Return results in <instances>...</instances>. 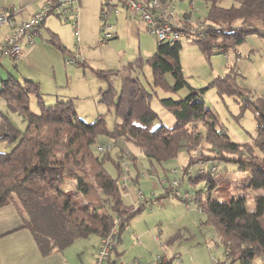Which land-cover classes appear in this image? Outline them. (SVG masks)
Segmentation results:
<instances>
[{
	"label": "trees",
	"instance_id": "trees-1",
	"mask_svg": "<svg viewBox=\"0 0 264 264\" xmlns=\"http://www.w3.org/2000/svg\"><path fill=\"white\" fill-rule=\"evenodd\" d=\"M161 1L174 10L170 0ZM201 1L206 4V15L192 20L185 12L178 17L177 25L181 36L196 43L206 59L215 49L235 51L249 35L264 36V0H237L228 7L220 4L223 0ZM179 38L157 39L155 51L145 60L137 56L119 69H92L107 83L99 91V100L122 118L112 127L104 115L85 122L77 116L70 99L45 105L35 81H22L12 74L1 79L0 96L26 126L19 130L0 112V140L14 142L10 151H0V208L9 204L15 207L22 227L31 232L42 254L63 250L91 234L100 239L116 238L117 245L131 216L145 207L147 197L134 204L123 200L126 182L120 179V172L124 156L118 159L110 153L115 142L122 140L136 146L151 164L175 158L184 147L189 157L183 174L193 181L204 178L208 183L205 190L194 191L193 200L216 231L224 264L235 260L254 264L256 258L257 264H264V99L237 86L235 63H227L228 70L208 86L193 88L182 70ZM50 41L63 53L68 52L56 37ZM145 64L151 72V82L146 84L139 76ZM167 74L172 76V83ZM116 77L120 78L119 92L113 84ZM183 87L190 89L187 96L167 95ZM209 87H214L219 96H241L240 113L247 108L251 111L254 134L241 141L227 134L218 112L198 98ZM31 96L39 98L37 113L29 105ZM153 96L173 115L172 124L157 120L158 113L151 105ZM195 150L201 155L194 156ZM107 161L116 166V175L105 168ZM194 163L199 165L196 174L190 170ZM206 163L207 170L203 167ZM232 173L238 177L233 179ZM224 181H230L234 189L253 191L251 205L244 194L231 195L229 188L222 186ZM67 182L72 185L64 188ZM211 188L219 192L212 195ZM175 257L162 255L157 264H172ZM108 264H115L110 254Z\"/></svg>",
	"mask_w": 264,
	"mask_h": 264
},
{
	"label": "rangeland",
	"instance_id": "rangeland-1",
	"mask_svg": "<svg viewBox=\"0 0 264 264\" xmlns=\"http://www.w3.org/2000/svg\"><path fill=\"white\" fill-rule=\"evenodd\" d=\"M96 3L98 13L95 19L91 9ZM237 3V0H223L220 4L228 7ZM77 7L80 38L78 45L82 60L86 64L76 66V64L68 63L66 59L72 55L64 54L60 48L47 40L50 34L41 27V36L35 35L34 38L36 36L37 38L32 44L33 48L31 47L36 48L33 55L30 54L27 59L3 57L4 62H0V84L1 79L11 74L20 80V73L29 75L35 78V81H40L41 101L45 105L57 102L58 97L54 94L57 91L56 93L66 98L74 97L72 107L77 116L85 122H92L98 115H104L107 125L112 127L115 120L120 121L122 118L115 116L112 107L99 100L100 94L97 92L100 87L104 89L107 83L106 80L96 77L92 69H119L137 56L145 60L155 51L157 38L149 34V39L143 40V47L138 48L135 42L136 37L132 38V44H130L127 32L121 28L118 36L105 41L102 39L104 30L100 16L101 0H86L84 6ZM184 7L186 12L190 13L192 20L202 19L207 12L206 4L201 0H193L191 3L189 0H178L174 12L177 9L181 13ZM194 7L196 9H193ZM176 14L174 13L173 18L175 23L177 22ZM135 15L132 14L136 17ZM110 19L113 20L114 16L110 15ZM46 22L55 25L60 41L67 47L66 49L71 50L73 48V43L70 41L71 22H64L54 14H49ZM112 23L115 27V20ZM179 41L182 45L180 62L184 77L193 88L208 86L213 78L223 75L228 70L227 63H235L234 81L237 86L242 91H250L255 96L264 99V36L249 35L244 42L236 46L235 51L230 48L225 51L215 49L211 52L209 59L203 56L201 48L196 43L186 40L184 36H181ZM225 54L229 56L228 59ZM235 54H238L236 56L239 57L238 61H235ZM139 76L143 83L151 82L150 67L145 64L139 71ZM167 78L170 83L173 82L170 74H167ZM113 84L119 92L120 78L116 77ZM189 93L190 89L183 87L178 92L167 95L178 98L185 97ZM158 95L162 96L163 92L159 90ZM198 98L203 104L218 112L222 126L233 140L241 141L247 138L249 133L254 134L255 121L251 111L247 108L240 113L239 102L242 99L239 94L219 96L214 87H209L204 93H200ZM38 99L37 96H31L29 100L31 109L36 113L40 110ZM151 105L158 113V121H164L168 125L174 122L173 115L159 103L157 97L153 96ZM0 112L6 115L16 128L24 130L26 122L16 111L8 108L2 96H0ZM13 146L14 142L8 139L0 140V151L8 152ZM117 152H119L118 155ZM110 153L118 159L124 156L120 179L132 185L135 184V179H138L147 197L145 207L131 216L128 225L120 232V241L117 245L119 254H116L115 250L111 251V258L115 260V264H133L132 260L135 257L142 259L139 260L143 264H155L153 260L157 255L170 257L172 254L178 257L173 260L172 264H224L223 246L216 231L206 222L205 212L201 211L193 200L194 191L205 190L208 183L204 178L193 181L183 174L182 168L187 164L189 157L184 147L180 149L175 158L153 164L130 142L117 140L110 149ZM132 155L135 157L134 161L130 159ZM193 155L200 156L201 153L195 150ZM198 166V163L190 166L192 174H196L194 170ZM203 167L206 170L209 169V163L203 164ZM105 168L112 175H116V166L110 161L105 163ZM174 170L177 171L174 172ZM234 173H232L233 179L238 177ZM217 179L218 177L215 178L216 181ZM173 180H176L178 184L170 187ZM153 181L157 184L155 190L151 186ZM147 182L150 184H146ZM71 185V182H67L64 188H69ZM222 186H227L231 195L244 194L248 199V205H251L253 191L245 192L240 188L234 189L230 181H224ZM218 192L217 189L211 188L212 195ZM123 200L125 203L131 202L126 189ZM142 232L145 234L143 235ZM134 233L138 235L142 242L141 245H137ZM96 237L97 235L91 234L68 245V247L77 246L76 249L83 251L79 264H95L96 249L93 252L91 247L94 246ZM254 261V264L259 262L257 258ZM230 264L240 263L235 260Z\"/></svg>",
	"mask_w": 264,
	"mask_h": 264
},
{
	"label": "crops",
	"instance_id": "crops-1",
	"mask_svg": "<svg viewBox=\"0 0 264 264\" xmlns=\"http://www.w3.org/2000/svg\"><path fill=\"white\" fill-rule=\"evenodd\" d=\"M178 0H170V4L173 5L174 10L175 6ZM43 0H0V12H3L7 14L14 25L19 24L23 20H26L29 18L36 10H38L42 4ZM86 4V0H78V6H84ZM94 12V17L96 19L97 13H98V4L96 3L95 7L92 6L91 9ZM118 15H113L114 19L111 20L109 17V23L111 24L113 36H118V32H120L121 28L124 30V32H127V35L129 37V43L132 44V38L134 36L136 37L135 42L136 46L143 47V40L149 39V33L146 32L145 27L143 26L142 22L140 21V18L138 15H135L136 17L132 16L130 12H127L126 10H121ZM177 12V14H176ZM186 12V8L184 7V11L179 13L178 10L174 12L176 14V23L179 22V18L181 14ZM123 15H120V14ZM122 16V17H119ZM179 16V18L177 17ZM79 19V15H78ZM115 20V27L113 26L112 21ZM70 24V23H69ZM71 25V24H70ZM102 25V24H101ZM12 25L9 23H4L0 25V50L2 46L5 44L7 38L9 37L11 31H12ZM43 27L46 29L47 32H49L50 36L47 38V40H50L52 37H56L60 41L59 34L57 33V29L55 25L49 24L46 22V18L44 21L36 28L35 33L32 35L33 41H36V38L38 35L41 36L40 28ZM77 27H78V21H77ZM72 35L70 37V41L73 43V48L71 50H68V52L71 54L72 51L75 49V36H74V28L72 27ZM114 29V31H113ZM79 31V29H78ZM36 36V38H34ZM151 35V34H150ZM148 37V38H147ZM80 39V38H79ZM106 41V40H105ZM61 42V41H60ZM62 43V42H61ZM63 44V43H62ZM129 44V46H130ZM157 44V42H156ZM64 45V44H63ZM23 48L27 50V55L24 57L25 59L28 58V56L31 54L33 55L36 51V48H33V45H27L26 39L23 41ZM65 46V45H64ZM79 46V45H78ZM32 47V48H31ZM65 48H67L65 46ZM80 49V48H79ZM139 50V49H138ZM66 52V53H68ZM139 52H141L139 50ZM64 53V54H66ZM234 55V54H233ZM235 58V57H234ZM1 63L4 62L3 59L0 61ZM86 62H82L78 65H85ZM28 67V65H27ZM100 69V68H98ZM20 78L22 81L24 80H32L35 81L36 79L29 76V75H23L20 73ZM13 75V74H12ZM40 84V81H35ZM101 90V87L99 88L98 92ZM57 92V91H56ZM54 92L56 94L55 96L58 97L57 101L59 100H72L74 97H67L62 96L59 93ZM42 94V92H41ZM55 103V102H53ZM51 103V104H53ZM161 182H165L164 180H160ZM126 184V191L127 195L130 198L129 203H136L137 200L142 198V196L145 197L144 191L145 189L141 188V183L138 181V179H135V184ZM146 184H150L147 182ZM136 185V187H135ZM128 186V187H127ZM152 189L157 187V184L153 181L151 182ZM155 190V189H154ZM143 235L145 232H142ZM135 235V233H134ZM90 236V235H89ZM135 237H138V235H135ZM120 241V240H119ZM100 242V238L97 236L94 241V246L91 247V251H95L97 249V246ZM119 243V242H118ZM117 243V245H118ZM116 247L112 250V252L115 250L116 254L118 253V248ZM138 245V244H137ZM77 246H67L63 250L55 251L50 254L44 255L39 250L31 232L27 229L22 227V221L21 218L15 209V207L11 204L5 205L0 208V264H79L81 262L80 258L83 255V251H81L79 248L76 249ZM173 255V254H172ZM136 258V257H135ZM134 258V259H135ZM79 259V261H78ZM133 259V260H134ZM138 259V258H137ZM140 259V258H139ZM138 259V260H139ZM110 260L113 262L115 261L113 258H111L110 253ZM132 260V262H133ZM142 260V259H140ZM139 260V261H140ZM152 261V258H151ZM155 264H157L158 261L155 259L153 260ZM141 263V261H140Z\"/></svg>",
	"mask_w": 264,
	"mask_h": 264
},
{
	"label": "built area",
	"instance_id": "built-area-1",
	"mask_svg": "<svg viewBox=\"0 0 264 264\" xmlns=\"http://www.w3.org/2000/svg\"><path fill=\"white\" fill-rule=\"evenodd\" d=\"M78 0H44L38 10H36L29 18L23 20L17 25H14L11 18L0 12V25L4 23L11 24L12 31L7 38L5 44L0 50V61L3 57L24 58L27 55V50L23 48V41L26 39L27 45L34 44L32 39L36 28L44 21L49 14H54L64 22H71L74 28L75 49L71 53V57L66 61L72 64H80L83 62L79 43V31L77 27ZM121 10H126L132 14L139 16L140 21L147 33L155 36L158 40H173L181 36L180 26L173 21L174 10L167 3L161 0H101L100 16L103 20V39L108 40L113 37L112 26L109 23L110 15H118ZM226 59L229 58L227 54ZM238 56V54H235ZM239 60V57H236ZM98 150L102 151L103 146H98ZM126 165V164H125ZM127 166V165H126ZM177 181L173 180L172 185H176ZM141 244L140 240L136 242ZM116 245V238L112 239L110 236L100 239L96 249L95 264H108L109 254L112 248ZM156 261L161 259L157 255L154 258ZM174 259H178L176 256ZM133 264H143L135 258Z\"/></svg>",
	"mask_w": 264,
	"mask_h": 264
}]
</instances>
